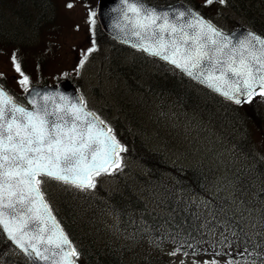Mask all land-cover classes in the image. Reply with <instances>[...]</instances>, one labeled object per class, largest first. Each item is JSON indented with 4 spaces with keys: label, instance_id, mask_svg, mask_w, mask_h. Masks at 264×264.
I'll return each instance as SVG.
<instances>
[{
    "label": "rangeland",
    "instance_id": "rangeland-1",
    "mask_svg": "<svg viewBox=\"0 0 264 264\" xmlns=\"http://www.w3.org/2000/svg\"><path fill=\"white\" fill-rule=\"evenodd\" d=\"M2 1H6L8 6L0 5V28L3 29L0 33L7 38L0 41V80L3 79L15 94H21L30 82H39L42 78L52 83L62 77L77 78L90 99L106 106L101 108L113 120L118 116L122 118L121 130L126 136H137V143L130 152L131 158L121 161L107 175L99 178L98 183L106 188L105 193L125 194V188L129 186L132 192L138 191L146 198L153 197V185L143 186L147 183L145 177L149 176L144 175L148 172V166L142 158L147 156V161L152 159L156 162L150 155L152 153L165 155L172 166L181 167V171L200 166L210 171L206 186L209 196H195L194 200L200 213L206 218V229L201 228L199 231L204 230L206 234L210 232L218 243L212 256L223 264H261L260 261H253V252L242 254L239 250H232L224 240L232 233H237L236 228L243 229L244 234L264 240V208L249 199L254 182L249 178L248 183H245L246 181L239 180V176H235L236 171L244 168L242 166L246 163L243 162L244 158L231 154L230 145L236 140H247L243 137L247 134L249 138L252 133L251 128L246 126L247 132L243 131L244 122L238 120L240 115H227L232 110L228 106L219 107L211 96L207 100L202 99L201 104L194 108L180 106L176 98L167 95L163 88L161 93L155 88L156 94L151 95L146 82L155 81L154 72L172 70L165 63L141 59L137 52L122 49L115 55L109 51L108 55L112 57L110 62L106 58L103 60L107 52L97 57L86 56L88 49L81 51L79 47L86 44L87 29L92 25V18L90 14L83 13L78 4L74 5L72 0H54L43 14L33 6L39 0H0V4ZM195 1L200 2L226 28L248 22L245 10L239 12L232 8L235 5L238 10L241 9L239 0H226V4L225 0ZM26 9H29L28 15L20 17V13L23 14ZM12 11L19 13L17 15ZM45 15L52 20L41 26L38 24V17ZM132 83L143 85L144 90L133 91ZM145 92L151 96L148 98ZM246 105H250L252 111L257 110L262 114L259 123L263 129H254L253 139L249 138L248 145L254 155H263L264 99L255 98ZM242 114L250 115L246 110H242ZM128 141L130 144L131 137ZM239 145L242 151V144ZM128 153L129 151L125 153V157ZM43 183L55 202L56 197L63 195L68 189L64 185L59 186L62 185L59 181L45 179ZM216 202L218 203L215 204ZM154 208L150 207L148 210ZM198 208L194 209L197 220L200 218ZM189 213V205L186 203L169 214L172 217H182L181 220L185 221ZM85 218H82L84 222ZM103 223L105 229L100 232L103 235V230L107 232L104 237L115 234L123 240V245L127 244L130 253L132 249H142L141 254L163 255L171 264H202L210 259L199 254L180 252L159 239L132 245L130 240L121 237L118 218L110 213L106 214ZM185 226L186 224L183 227ZM12 253L21 256L17 250Z\"/></svg>",
    "mask_w": 264,
    "mask_h": 264
},
{
    "label": "water",
    "instance_id": "water-1",
    "mask_svg": "<svg viewBox=\"0 0 264 264\" xmlns=\"http://www.w3.org/2000/svg\"><path fill=\"white\" fill-rule=\"evenodd\" d=\"M97 17L117 41L142 48L239 103L264 88V37L219 30L190 6L99 0ZM24 106L0 86V225L33 264H77L75 250L37 185L39 174L80 186L114 163L119 145L83 107L68 79L31 86Z\"/></svg>",
    "mask_w": 264,
    "mask_h": 264
},
{
    "label": "trees",
    "instance_id": "trees-1",
    "mask_svg": "<svg viewBox=\"0 0 264 264\" xmlns=\"http://www.w3.org/2000/svg\"><path fill=\"white\" fill-rule=\"evenodd\" d=\"M239 3L241 5L240 10L236 6L232 7L239 12L245 10L246 18L249 19L251 26L256 31L264 34V0H239ZM195 8L218 24L215 18L209 14L208 10L198 6ZM22 15H28V12L26 11ZM51 20L47 19L45 15L37 21L38 24L43 26V24ZM132 84H134V90L141 92L144 90L143 85ZM146 88L151 90V95L156 94L155 88L159 90V93L162 92L163 88V91L167 95L175 97L176 102H178L177 104L184 107L197 108L201 104L202 99L207 100V97L212 95L206 92V95L201 98L194 93L195 87L193 84L180 76H170V78L157 76L155 82L153 80L146 82ZM145 93L148 98L151 96H148L147 92ZM213 99L216 102L218 101L219 107L224 108L227 105L233 107H229L232 111L227 112V115H240L238 120L244 122L243 131L247 132L245 126L250 127L252 130L251 135L248 133L250 140L253 139L252 134L254 129H263V126L259 123L262 114L259 111L256 112L257 110L252 111L251 107H249L250 105H231L216 96H213ZM242 110H246L250 115L245 116L242 114ZM243 138H247V140H236L231 144L233 151H236L239 157L244 158L243 162L246 163V165L242 166L244 168H239L240 170L236 171V173L237 175L239 174V180L246 181L245 183H248L247 180L249 178L253 180L254 184L253 188H251V195L264 204V158L250 152L247 134ZM239 143L242 144V151H240ZM137 148L139 150V145ZM150 155L154 157L156 162H153L152 159L147 161V156L142 158L145 160L150 172L149 177H145L147 183L143 186L148 184L153 185L154 195L151 198L142 196L138 191L132 192L129 186L125 188V194L121 195L118 192L107 195L103 190H99L101 192L98 194H93L66 187L68 189L64 191V194L56 197L57 202L46 193L54 213L78 251V261L80 264H169L165 256L159 254H141L140 251L142 249H132V253H130L126 247L127 244L123 245V240H120L115 234L104 237L107 232L103 230V235L100 231L101 229H105L104 225L106 222H103L108 213L118 218L121 237L124 236L130 240V244L132 245L142 244V241H149L150 239H159L165 241V243H172L186 251L191 248L193 251L200 252V250H208L215 247L211 240L212 235L206 234L204 230L200 232L197 229V217L194 209L191 210L189 208L190 213L185 221H183L181 220L182 217L177 216H169V219H167L160 216L157 212L149 211L145 205L146 202H149V207L154 208L156 206L154 202H165V206H161L160 209L166 210V207L169 205V208L175 212L182 207L177 202L184 197L185 193L191 197L193 196L191 192L202 193L200 190H206L209 180L208 171H205L202 167L181 171L179 168L172 167L171 163L165 160L164 156L158 153ZM84 216L86 217L85 222L82 220ZM92 217L93 221L90 222ZM184 224H186L185 227H183ZM204 228L206 229L205 226ZM243 232L238 229L239 234L242 235L244 234ZM243 236L245 238L230 237L229 239L227 237V240L229 239L230 245L241 248L245 247L248 250L254 251L255 255L258 256L257 259H260L261 264H264V240L257 236L251 237L248 234H244ZM12 252L13 247L11 243L4 237L0 229V264H32L23 256H16Z\"/></svg>",
    "mask_w": 264,
    "mask_h": 264
},
{
    "label": "flooded vegetation",
    "instance_id": "flooded-vegetation-1",
    "mask_svg": "<svg viewBox=\"0 0 264 264\" xmlns=\"http://www.w3.org/2000/svg\"><path fill=\"white\" fill-rule=\"evenodd\" d=\"M72 1H73L74 5H77V4L79 5V7L83 13H88V14L91 13L92 8H93V5H92L93 0H72ZM53 2H54V0H39V3L38 4L34 3V6L36 7V10L41 11L40 14H43V13H46L45 9L47 7H49L50 5H52ZM95 2H97V0H95ZM94 11H95V8H94ZM89 31H90V29H87L88 33L86 34V37H87L86 44L83 43L80 46V48H82V50L87 49V45H89V44L91 45V47H93V46L99 47L103 44L104 39L96 35V34H100L103 36V34L99 31V28H96L94 30L93 34L90 33Z\"/></svg>",
    "mask_w": 264,
    "mask_h": 264
},
{
    "label": "bare ground",
    "instance_id": "bare-ground-1",
    "mask_svg": "<svg viewBox=\"0 0 264 264\" xmlns=\"http://www.w3.org/2000/svg\"><path fill=\"white\" fill-rule=\"evenodd\" d=\"M0 5L4 6V7L8 6L6 1H2ZM25 12L26 11H24L23 13H25ZM21 15H22V13H21ZM20 17H23V16H20ZM221 103H225V102H221ZM195 196L196 195L190 197V196H187V193H185L184 197L181 200H179L177 203H179L182 207L187 203L189 205V208H191V210H193L194 207L196 206V201L194 200ZM165 204H166L165 202H163V203L158 202L156 204V208H154V209H152L150 211L151 212H157L158 214H160V216H163V217H166L167 219H169V216H170L169 213H172V210L169 208V205H168V207H166V210L160 209V207L161 206H165ZM145 205H146L147 208H150L148 202H146ZM189 212H190V209H189ZM204 218L205 217L203 215H201L200 218L197 220V229L198 230H201V228H204V222H205V219H206V218L205 219ZM224 240H227V237ZM252 259H253L254 262L259 263L258 259H255L253 257H252Z\"/></svg>",
    "mask_w": 264,
    "mask_h": 264
}]
</instances>
